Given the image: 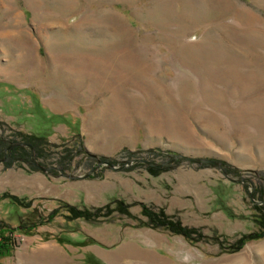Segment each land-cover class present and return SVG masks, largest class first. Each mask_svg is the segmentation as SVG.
I'll list each match as a JSON object with an SVG mask.
<instances>
[{
    "label": "rangeland",
    "instance_id": "rangeland-1",
    "mask_svg": "<svg viewBox=\"0 0 264 264\" xmlns=\"http://www.w3.org/2000/svg\"><path fill=\"white\" fill-rule=\"evenodd\" d=\"M0 136L42 137L50 144L33 160L71 175L4 154L0 228L12 248L0 264H106L89 246L143 243L149 228L167 237L170 264H264V0H0ZM175 152L223 162L242 181L178 158L123 163ZM92 154L123 165L80 176ZM108 173L138 190L94 198L119 183ZM113 199L128 214L88 220L65 205ZM140 203L193 239L139 225Z\"/></svg>",
    "mask_w": 264,
    "mask_h": 264
},
{
    "label": "trees",
    "instance_id": "trees-1",
    "mask_svg": "<svg viewBox=\"0 0 264 264\" xmlns=\"http://www.w3.org/2000/svg\"><path fill=\"white\" fill-rule=\"evenodd\" d=\"M23 138V137H22ZM26 141H28L33 149L35 156H38L40 153V150H42V145L46 144L49 145L50 142L44 141L42 137L39 136H27L26 138L24 137ZM22 139V140H23ZM8 143V140L5 139L4 137L0 136V153L2 154V149L4 146H6ZM19 154V156H10V153L14 152ZM130 153H132L130 151ZM6 158L10 157H18L19 159L22 160H29V153L28 150L24 148V146L20 145H15L11 147L10 149H7L6 152ZM103 157V156H101ZM222 165V168L226 173H228V169L226 168L227 165L224 164L223 162H220ZM261 194V192H260ZM261 197V195H259ZM113 202L115 206L113 208H109L110 203ZM68 209L72 211V216L76 217H82L84 219H95L96 217L102 215H108L110 211L116 209L120 210L121 212H125L128 214V211L126 208L129 206V204L124 203L120 199H113L112 201H108L102 205L91 207V208H86V207H76L74 205L65 204ZM104 210V211H102ZM259 214L262 218V221L264 222V203H262L261 207L259 208ZM140 214L145 217V219H138V224L139 225H147L150 227H162L166 229L167 231L171 233H180L182 234L186 239L192 240V233L194 232V229L192 227H187L184 224L181 223L178 217H173V215L166 214L163 211L162 207H157L156 209L153 207H150L144 203H140ZM5 228L1 227L0 228V255L7 254L12 248V245L6 243L5 236L3 235V231ZM246 238V237H244ZM243 238V239H244ZM243 239H239L238 243L231 245L232 249L231 250H236L238 249L242 242Z\"/></svg>",
    "mask_w": 264,
    "mask_h": 264
},
{
    "label": "crops",
    "instance_id": "crops-1",
    "mask_svg": "<svg viewBox=\"0 0 264 264\" xmlns=\"http://www.w3.org/2000/svg\"><path fill=\"white\" fill-rule=\"evenodd\" d=\"M90 152L102 154V151L100 150H91ZM189 173L193 176V172L189 170L178 173L177 176L182 177L184 176V174L189 175ZM110 175L114 180H118L119 183H113L112 189L106 190L105 194H103L101 187L96 189L95 191H93L95 195L94 198L101 197L104 200L106 197L112 194L128 196V194H135V191L138 190V186L136 183L134 191L132 182L124 184V181L121 180V176L118 174L108 173L105 174L104 177L109 180L108 178ZM173 192L179 194L178 191L173 190ZM140 231V233L148 234L150 236L149 239L143 243L138 240H121L113 247V249L110 250H105L106 248L97 244L89 246L88 250L96 258L100 259L101 261H105L106 264H125L128 258L136 262H142L144 264H170V258L166 254H164L163 251V246L169 244L163 243V240L168 241L167 237L164 236V234H162L161 232V234H158L155 237L156 234L154 230L150 228Z\"/></svg>",
    "mask_w": 264,
    "mask_h": 264
},
{
    "label": "water",
    "instance_id": "water-1",
    "mask_svg": "<svg viewBox=\"0 0 264 264\" xmlns=\"http://www.w3.org/2000/svg\"><path fill=\"white\" fill-rule=\"evenodd\" d=\"M14 145H20V146H27L29 148V156H30V160L29 162H31L32 164H34L35 166H37L38 168H40L43 171H46L48 169H57L59 171V174L64 175V176H71L70 174H66L64 172H62L58 167L54 166V165H42L39 164L36 160H33L34 158V151H33V147L29 142L23 141V140H12L9 141V143L3 148V155L0 156V160H2L4 158V152L6 149L11 148ZM96 157V162L95 165L85 171L82 175L80 176H86L88 175L93 169H95L97 166H99L100 164H104L108 167H121L123 164L121 165H117L114 166L112 163L108 162L107 160H101L100 158H98L96 156V154H92ZM180 159V160H189V161H193V162H197V163H208L211 164L212 166H214L217 170H220V173L222 174V176H224L225 178H227L228 180H232V181H242V178H234L230 175H228L223 169L222 166L220 165L219 161L216 159H212V158H208V157H200V156H193V155H188V154H183V153H179V152H175L173 154H171L168 158H166L163 161H159V162H154V161H150V160H146V159H141V158H129L127 160H124L123 163H127V162H143L145 164H150V165H155V166H163L166 163L170 162L171 160L174 159ZM251 185H250V190H249V197L252 199L251 196Z\"/></svg>",
    "mask_w": 264,
    "mask_h": 264
},
{
    "label": "flooded vegetation",
    "instance_id": "flooded-vegetation-1",
    "mask_svg": "<svg viewBox=\"0 0 264 264\" xmlns=\"http://www.w3.org/2000/svg\"><path fill=\"white\" fill-rule=\"evenodd\" d=\"M4 148V147H3ZM2 153H3V149H2ZM5 154V152H4ZM247 180V179H246ZM247 182H249V180H247ZM253 189V188H252ZM257 202H260V203H264V197L260 198L257 200Z\"/></svg>",
    "mask_w": 264,
    "mask_h": 264
}]
</instances>
